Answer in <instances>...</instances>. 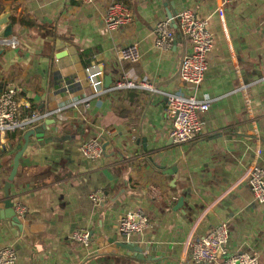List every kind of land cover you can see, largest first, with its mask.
<instances>
[{
  "label": "crops",
  "instance_id": "1",
  "mask_svg": "<svg viewBox=\"0 0 264 264\" xmlns=\"http://www.w3.org/2000/svg\"><path fill=\"white\" fill-rule=\"evenodd\" d=\"M110 1L0 0V16L8 15L0 28V92L15 86L24 113L48 114L42 136L29 137L9 190L24 207L20 226L0 221V247L14 248L15 264H195L189 242L225 223L222 258L247 252L264 264V204L244 180L253 166L264 167V0L226 6L169 0L173 17L191 10L213 35L208 69L195 90L178 77L190 50L178 28L172 26L171 48L155 46V25L168 20L167 0H116L132 20L108 31ZM7 27L11 34L3 38ZM12 38L15 46L5 44ZM132 43L139 61H120L117 51ZM95 64L103 65L97 93L85 72ZM125 81L136 87L115 89ZM179 92L209 99L210 108L200 115L198 137L175 146L164 109L168 95ZM87 97L88 107L81 103ZM24 133L0 134V208ZM89 140L103 148L95 161L80 152ZM96 190L104 194L98 206L89 199ZM136 209L150 227L122 238L118 222ZM77 230L90 233L87 247L73 241ZM135 247L146 259L136 258Z\"/></svg>",
  "mask_w": 264,
  "mask_h": 264
},
{
  "label": "built area",
  "instance_id": "2",
  "mask_svg": "<svg viewBox=\"0 0 264 264\" xmlns=\"http://www.w3.org/2000/svg\"><path fill=\"white\" fill-rule=\"evenodd\" d=\"M83 4H90L94 0H73ZM239 0H221V5L226 6ZM223 8H218L217 14L222 19ZM176 19L179 33L190 43V50L182 57L178 72L179 80L195 89L199 87L208 69V55L213 47V35L208 30V23L205 19H199L188 9L176 12ZM132 20L130 10L122 3L112 0L106 6L104 15V26L108 31L117 30L128 25ZM264 24V18H263ZM155 46L160 49L171 48L175 36L169 20L158 21L154 28ZM5 44L15 46L16 39H6ZM117 58L122 62L130 64L137 63L140 59V51L135 43L126 45L117 51ZM101 67V70L98 69ZM102 64H95L85 69L89 86L94 93L98 92V87L102 83ZM136 84L132 81L120 82L115 89L132 88ZM140 88H151V86L140 83ZM243 89V88H241ZM85 106H89V97L81 101ZM22 102L18 98V90L15 86H10L0 92V134L17 133L32 129L43 123L47 113L31 111L24 113ZM210 108V100L198 98L195 94L187 95L182 93L169 94L167 97L164 114L171 122L169 137L175 146H182L195 140L201 132L202 122L200 115ZM259 146L256 148V155H260V135H256ZM81 155L95 161L101 158L103 148L97 140L83 142L80 146ZM244 180L254 200L259 204H264V167L253 166L247 171ZM104 194L101 190L92 192L89 196L94 205H100ZM17 215L24 213V207L16 206ZM150 227V222L142 209L125 214L118 222V233L122 238H129L132 235L142 234ZM90 233L87 230H77L72 234L74 242L83 247L90 243ZM229 231L225 223H221L213 228L208 234L189 242L190 259L193 263L205 264H259L255 254L238 252L227 259H223L225 246L228 243ZM17 255L11 245L0 247V264H15Z\"/></svg>",
  "mask_w": 264,
  "mask_h": 264
},
{
  "label": "water",
  "instance_id": "3",
  "mask_svg": "<svg viewBox=\"0 0 264 264\" xmlns=\"http://www.w3.org/2000/svg\"><path fill=\"white\" fill-rule=\"evenodd\" d=\"M165 6L167 8V17L169 20V24L170 26H174L175 28L177 27V24L175 22V19L173 17L172 12V8H171V4L170 1L167 0L165 3ZM7 19H8V15L7 14H3L0 16V28L7 23ZM7 32L3 33L2 36L3 38L8 37L11 34V28L7 27ZM112 83V78L110 76H106L104 79V85L105 87H109V85ZM45 122V121H44ZM46 129V124L43 123L42 125L38 126V127H34L32 129H27L25 131V133L23 134L22 138L24 140V144L21 147L20 150H18L15 155H14V159H13V164H12V168L10 171L9 176L7 177V180L4 183V187H3V192H4V200L2 201V208H0V221L3 220H10L14 225L20 226V222H19V218L15 212V207H16V203L12 201V198L10 197L9 194V190L11 187V183L14 180V177L17 173V169L19 166V160L22 156V154L24 153L26 147H27V143H28V139L31 136H38L44 133ZM177 168H173L172 171L176 172ZM171 174V172H170ZM182 204V200L180 199L178 201V206H180ZM134 252H136V258L139 260H144L146 259L142 254H141V249L140 248H133Z\"/></svg>",
  "mask_w": 264,
  "mask_h": 264
}]
</instances>
